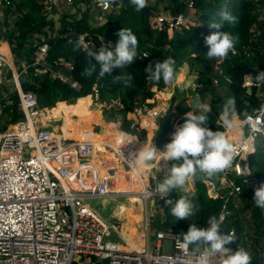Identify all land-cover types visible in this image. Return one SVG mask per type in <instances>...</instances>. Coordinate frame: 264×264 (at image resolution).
I'll return each instance as SVG.
<instances>
[{"label": "built area", "instance_id": "1", "mask_svg": "<svg viewBox=\"0 0 264 264\" xmlns=\"http://www.w3.org/2000/svg\"><path fill=\"white\" fill-rule=\"evenodd\" d=\"M17 1L0 0V49L6 44L10 55L9 58L0 50V87L4 85L10 93L16 91L18 108L24 116L22 122L9 125L5 131H0V264H88L89 259L91 264L103 261L106 264H199L198 256L181 246L180 232L151 228L153 220L148 213L150 202L154 200L151 207H155L166 203L171 197L170 192L163 199L158 194L155 195L157 172L151 164L146 169L147 183L143 184L137 194L146 209L141 248L132 247L123 237L120 228L115 224L111 226L83 203L84 199L112 198L121 194L116 192L118 166L123 168L122 171L135 169L137 164L131 153L143 144L152 145L154 135L143 141L137 135L122 130L120 124L122 137L116 146L103 144L113 155L112 160H108L99 155L90 140L77 142L62 136L55 138V128L48 130L44 123H49L55 117L43 123L38 122L37 114L47 111L39 108L35 93L23 91L21 88L7 37L21 15L17 12ZM245 1L254 3L258 21H264L260 9L264 0ZM180 2L187 10L194 6L193 0ZM225 2L226 0L224 4ZM43 4L44 12L56 20L65 11L79 15L80 18L79 10L90 8L96 13L97 21L103 23L108 13L112 14L117 10L113 0H44ZM8 10L11 12L7 14ZM184 22L183 15L171 17L160 9L152 24L153 28L167 25L170 30L178 31ZM55 27L57 30L61 28L58 20ZM68 31L65 36L72 33L71 28ZM251 32L256 39L260 33L257 24ZM54 35H58L57 32ZM35 38L42 40V43L34 51L32 63L26 65L24 70L32 69L36 74H47L52 80H59L79 89L77 82L65 73L71 74L73 63L62 58L50 63L48 54L51 46L43 35H36ZM78 42L84 51L92 49L93 44L86 35H79ZM145 54L147 53L143 54L144 57ZM252 82L253 78L246 76L244 87H251ZM214 85H218L217 80ZM199 89L195 85L193 92L196 93ZM220 89L222 90H217ZM94 90L95 96H98V91ZM218 96L223 94L220 92ZM152 110L145 104H137L131 129L136 126L142 129L141 121ZM2 116L0 104V126L3 124ZM257 121L262 124L258 131L254 128ZM238 125L241 133L237 139H231L225 129V135L236 148L232 166L219 173L218 183L213 180L205 181L208 197L224 201L217 219L220 225L230 214L228 204L232 201L237 207L244 191L254 190L260 185L258 176L250 169L249 155L256 151L255 143L260 138L264 139V102L259 109L244 113V120H239ZM11 127L16 128L14 132L10 131ZM99 129L96 128V133L100 134ZM170 141L171 136L168 139ZM251 145L252 150L248 151ZM169 169L168 164L166 172L161 175L165 176ZM102 170L104 174H101ZM249 173L252 174L248 176ZM142 175L140 174L141 178L146 177ZM192 224L198 228L208 227L207 222L190 220L189 227ZM153 233L155 241L152 243ZM228 234L234 235V232ZM115 237L120 238L121 242L113 240ZM80 256L88 258L85 261L78 260ZM211 264L217 263L211 261Z\"/></svg>", "mask_w": 264, "mask_h": 264}, {"label": "trees", "instance_id": "2", "mask_svg": "<svg viewBox=\"0 0 264 264\" xmlns=\"http://www.w3.org/2000/svg\"><path fill=\"white\" fill-rule=\"evenodd\" d=\"M43 1L18 0L17 12H20L21 15L7 35L16 69L19 73L21 88L23 91H32L36 94L40 109L47 108L51 113L59 104L72 105L79 98H83L82 101H88L90 96L94 94V89H96L99 102H117L119 110L116 114L121 117V129L137 135L143 141H147L151 137V133L148 137L146 130L140 127L136 126L131 129L134 118L133 113L137 104H145L149 109L156 107L153 87L159 92L171 90V88L166 90L168 84H165L162 80L158 85L154 84L145 72V68L150 62L154 65L155 62L168 57L175 59L178 72L184 65L189 67L190 74L195 76L194 84L198 88L209 89L206 94L200 97L201 100L205 99L208 93L214 92L218 88H224V95L218 96L212 102V107L218 112V114L212 111L209 113L207 127L212 131L218 130L225 134V128L217 123V119L224 101L229 97H235L236 101V111L232 116L233 120H244V113H251L255 109H259L264 102V84H257L255 81L257 72L264 71V21H258V14L255 11L256 7L253 2L230 0V3L224 6L225 0H193V8L187 10L180 0H157L155 5L150 6L148 4L143 10L137 12L130 0H113L119 7L112 14L108 13L105 16V22H98L95 18L96 13L90 8L79 10L80 18L79 15H71L70 11H65L57 19L61 27L60 30H57L55 27L57 20L49 17L44 12ZM164 2L166 6L163 9L161 8L164 14L171 17L184 16L185 22L179 28V31L170 30L167 25L161 28H153L152 19L160 11V6ZM223 10L234 15L237 22L230 24L221 21L220 13ZM10 12L8 10L7 14ZM213 22L222 23L219 31L230 32L233 36L238 37L234 48L230 50L226 58L209 59L206 56L208 48L204 43V38L217 31V29L210 27ZM255 24H257V29L260 31L256 39L253 38L254 34L251 32ZM68 28L72 29V33L65 36L69 32ZM122 28L131 29L137 36L139 43L135 62L125 65L123 69H115L113 75H105L103 78L96 75L90 78L82 76L81 73L87 67L89 60L91 64L96 65L97 73L100 65L94 58H89L87 51H84L82 47L79 50H74V46L78 42V36L86 35V38L93 44V48L90 49L92 51L98 52L102 45L114 51L119 39L117 32ZM48 32H51V34L49 35ZM55 32L58 35L55 36ZM169 32H172L171 36ZM36 35H43L51 46L48 54L50 63L61 58L73 63L70 76L73 81L77 82L79 89L59 80H52L47 74H36L32 69L24 70L26 65L32 63L33 53L38 45L42 43V40L35 38ZM144 53H147L148 56L144 57ZM7 56L10 55L7 54ZM215 64H217L218 73L215 72ZM128 73L133 76V86L131 88L125 89L122 84L114 82L115 75ZM246 76L253 78L252 85L249 88L244 87ZM215 80L218 81L217 86L214 85ZM1 87L0 104L3 110V125L6 129L9 125L22 122L24 116L18 108L19 99L16 91L10 93L4 85ZM4 93L8 95L5 96ZM169 94L165 93L164 96L167 98ZM194 94H190V96H194ZM165 104L166 102L162 97L160 107ZM190 111L195 110L189 108L186 101L179 104L180 118L177 125L184 123L185 114ZM99 115L102 117L101 112ZM112 115L113 113H107L105 115L106 120L110 121ZM147 119L148 115L141 121L143 128H145ZM67 121L65 120V122ZM67 131L69 130H65L66 135H68ZM108 136H118L121 139L122 134L120 131L115 130ZM71 139L75 140L74 138ZM159 157L160 154L157 155V159ZM173 163L180 164L182 159L172 161L171 166ZM249 166L252 172L258 176L260 185L264 184V145L258 144L256 151L249 155ZM118 173L119 171H117L116 176ZM125 177L133 186L139 184V179L132 171L121 173V178L124 179ZM163 178L164 176H160V181ZM207 180L218 183L219 174L208 178L202 173H197V176L191 179L193 188L190 190L189 200L194 205L195 215L189 219L198 223H206L208 218L212 216L218 219L224 204V201L220 198L214 200L208 197L205 185ZM130 190L128 186L122 192ZM180 190L181 188L171 190V197L177 196V192ZM254 190L244 191L240 196L237 207L232 201L228 204L230 214L221 224V231L226 234L231 231L234 232L235 241L226 245V247H230L233 252L238 250V247L244 248L252 256V264H264V209L257 208L252 201ZM129 200L133 202L132 199ZM136 201L141 203L138 200ZM171 207L169 204L166 207L167 221L165 224L163 222V226L157 225L158 229L170 230L168 229L169 222L172 221L173 223L174 221V217L170 215ZM190 220H180L173 224V227L176 228L173 231L187 232L189 228L187 222Z\"/></svg>", "mask_w": 264, "mask_h": 264}, {"label": "clouds", "instance_id": "3", "mask_svg": "<svg viewBox=\"0 0 264 264\" xmlns=\"http://www.w3.org/2000/svg\"><path fill=\"white\" fill-rule=\"evenodd\" d=\"M137 12L148 6L147 0H130ZM221 21L235 24L237 18L230 12L223 10L220 13ZM210 27L217 29L204 38V43L208 48L207 58H226L230 50L235 46L238 37L230 32L219 31L222 23L213 22ZM119 37L115 49L102 45L98 52L87 49L89 58H94L100 65L97 73L96 65L90 60L81 75L90 78L94 75L103 78L105 75H113L115 69H123L125 65H130L137 59L138 39L131 29L122 28L117 32ZM79 42L74 46V50H79ZM148 56L145 54V57ZM147 76L152 82L158 85L161 80L165 84L176 81L179 73L176 68V61L172 57L149 63L145 68ZM133 76L120 74L114 76V82L122 84L123 88H131ZM257 84H264V71H258L255 76ZM235 97H229L224 101L222 109L219 111L217 123L227 130H234L236 125L232 119L235 108ZM195 111L185 114L184 123L175 126L170 134L171 141L167 143L163 151H159L154 145H142L131 154L135 156V163L138 166L147 165L157 159V153H163L160 160L180 161L173 163L162 181H156L155 195L163 199L171 190L182 188L190 179L195 178L197 173H202L211 178L224 172L233 164L236 148L229 141L222 131H212L207 127L209 123L210 105L199 103L194 107ZM155 115V113H153ZM252 173H249L250 176ZM255 206L264 209V184L254 190L252 198ZM167 204L172 205L170 215L174 217L173 224L180 220H190L195 215L193 203L186 197L181 196L175 203L167 200ZM207 228H198L195 224L190 225L187 232L181 233V246L190 250L193 255L198 256L199 264H211L215 259L217 264H252L251 254L244 248L238 247L233 252L230 247H226L235 241L233 235L221 231V225L217 218H208Z\"/></svg>", "mask_w": 264, "mask_h": 264}, {"label": "rangeland", "instance_id": "4", "mask_svg": "<svg viewBox=\"0 0 264 264\" xmlns=\"http://www.w3.org/2000/svg\"><path fill=\"white\" fill-rule=\"evenodd\" d=\"M147 2L150 6H152V5H155L157 3V0H147ZM229 3H230V1L226 0L224 6H226ZM165 6H166V3L164 2L161 4L160 9L161 8L163 9ZM118 7H119V5H117V9H118ZM260 9H261V17L263 18L264 17V5L261 6ZM152 22H153V19H152ZM171 33L172 32H169L170 36L172 35ZM111 47H113V46L111 45ZM214 69H215L216 73L219 72L217 64H215ZM178 73H179V76L177 79V84L179 86L183 85L185 88V91L189 95L194 94L193 88L195 87V84H194L195 76L190 74L189 67L183 66L179 70ZM9 82H11V81H9ZM1 88L2 87H0V90H1ZM170 88H171L170 91L163 90L161 92L157 91V89L155 87L152 88V91L155 92V99H156V107L155 108L160 107V105H161L162 96L160 93H162L163 96L165 95V93H170V94L172 93V90H173L172 83L167 85L166 90H169ZM220 92L224 95V93H225L224 88H222V90L220 89V90H216L214 92L208 93L206 95V98L202 99L204 104L210 105V107H212V102L218 97V94ZM98 99H99L98 96H95V94H92L88 101H82L84 99L79 98V99H76L74 104H72V105L59 104L58 107L51 113L49 112V110H47V112H44V113L39 112L38 113V118H39L38 122L43 123L45 120L50 119L52 117H55V119H53L49 123L44 122L45 124H47L48 130H52L53 128H55V130H54L55 132H53V135L58 136V138L62 135L65 138H74L78 142L89 141V140L90 141H101V140H103L104 138H101V136H100L101 133L100 134L96 133L97 132L96 128H100L101 130H103L104 135H107V137H109V138L110 137H117V136H108V135L111 132H114L115 130L119 131L120 116L116 114L119 110V106H118L117 102L111 101L109 103H101L98 101ZM164 99L167 102L169 100L165 96H164ZM162 110L163 109L160 108L156 111L159 112ZM100 112L102 113V117H100V115H99ZM107 113H109V114L113 113L110 121H107L105 118L106 117L105 115ZM148 119H150V118L148 117ZM2 120H3V118H2ZM65 120H68V121L65 122ZM151 121L153 122V120H151ZM261 126H262V124L259 121L254 123V128L257 131L260 130L259 128ZM7 128H8V126H7ZM6 129H5V126L3 124H2V126H0V131H5ZM64 129L69 130V131H67L68 135L65 134ZM146 132H147V136L149 137V132L147 130H146ZM73 135L75 137H72ZM118 141H119V138H118ZM118 141L117 142L115 141L114 146H116ZM258 144L264 145V140L262 138H260V140L255 143L256 146H258ZM157 154H160V153H157ZM99 155L103 158L108 159V160H112V158H113V155L109 151H107L104 147L100 148ZM171 162L172 161H168V164L170 166H171ZM150 164L152 165L153 163L151 162L147 165H150ZM137 168H139V167L137 166ZM165 168H167V166H162L161 169H156V172H157L156 181H159L160 180L159 176L166 172ZM122 169L118 167V169H117V171H119L118 175L119 174L121 175V173H123V172H127V171H122ZM140 170L141 169H139L138 171H140ZM131 171L134 172V170H131ZM151 173L152 172H150V174ZM161 176H163V175H161ZM144 178L147 179L146 177H144ZM121 179L122 178L120 176V181L122 182ZM120 181L117 182V184H116L117 187H118V184H121ZM138 181H139V184L137 186H133L129 182V180L125 179L122 186H119L118 188H120V187L124 188L128 185L131 190L125 191V193L130 192L132 197H137V196H135V194H138V192L140 191V187H141V180L139 179ZM192 188H193V183L191 180H189L181 188V190L179 192H177L178 195L175 197H170V200H172L173 203H175L181 196L189 199L190 198L189 194L191 192L190 190H192ZM116 191H118L119 193L122 192L120 189H117V188H116ZM122 193L117 195V196H114L112 198L84 199L83 203L88 205L91 209H93L96 213H98L102 218L107 220L111 226H113L114 224L118 225V223L122 222L121 225H122V230L124 233L128 232V230H130V228H131L129 225L130 224V218L127 215H129L131 213L133 215V218H134V215H136V213L140 214L142 219L136 225V228H137L138 232L143 234V232L145 231L143 229V222L146 219L145 204L139 200L138 201L141 202V204L138 203L136 200H132L134 203L130 202V200L129 201L127 200L128 195H125ZM109 201H111V202H109ZM122 205L127 207L128 209L124 210V208H122ZM119 206H121V207H119ZM167 206H168L167 203H161L160 205L158 204V206H155V207L150 206L149 207L148 213H149L150 219L153 220V223H151V228L153 230L158 229L157 225L161 226L163 224V222H164V224L166 223L167 216L165 214V209ZM118 207L121 209V215L118 214V209H117ZM188 223H189V221L187 222V224ZM118 227L120 228V225H118ZM168 229H170V230L176 229L173 227L172 221L169 222ZM134 238L137 239L139 237H137V234H136V235H134ZM113 240H115L117 242H121L120 238H117V237H115ZM138 241H139V243L137 244L136 248L139 249L142 246L143 237L138 239ZM154 241H155V234L153 233L151 235V242L153 243ZM130 242L127 241V243H130ZM87 258L88 257H86V256H80V257H78V260L85 261ZM76 259H77V257H76ZM88 264H91L90 259L88 261ZM99 264H106V262H104V261L99 262Z\"/></svg>", "mask_w": 264, "mask_h": 264}, {"label": "water", "instance_id": "5", "mask_svg": "<svg viewBox=\"0 0 264 264\" xmlns=\"http://www.w3.org/2000/svg\"><path fill=\"white\" fill-rule=\"evenodd\" d=\"M65 73L66 75H70L68 72ZM177 79L174 83H172L173 90L166 106L157 116L156 129L153 132L154 137L152 144L154 143L159 151L164 150V147L170 138V134L174 131L175 126H178L177 122L180 118V113L178 112L179 104L182 101H186L188 107L195 110L194 107H196L199 103L204 104L200 97L206 94L209 90L208 88H200L194 96H190L185 91L183 85L179 86L177 84ZM211 111L218 114L214 107H211ZM150 205H154V200L150 202Z\"/></svg>", "mask_w": 264, "mask_h": 264}, {"label": "bare ground", "instance_id": "6", "mask_svg": "<svg viewBox=\"0 0 264 264\" xmlns=\"http://www.w3.org/2000/svg\"><path fill=\"white\" fill-rule=\"evenodd\" d=\"M0 50H1L3 53H5L6 55L9 54V53H8V49H7V45H6V44H4V45L1 47ZM166 94H168V93H166ZM170 96H171V94L168 95L167 99H169ZM161 109H163V108H161ZM152 112L155 113V115H153ZM160 112H161V111L157 112L156 109H154V110H152V111L148 114V117L150 118V120H153V122H152V121H151V122H148V125L152 126V127L150 128V129H151V133H152V130L154 129V126H155V120H156V118H157V116H158V114H159ZM37 115H38V114H37ZM38 121H39V118H38ZM15 129H16L15 127H11V128H10V131H11V132H14ZM235 129H236V130H235V133H233V135L236 137V136L238 135L239 131H241V130H240V128H239V125H237ZM100 131H101V135H100V136H101V138H104V139L101 140V141H92V143L95 145V149L99 152V151H100V148L103 147V144H109V145H111V146L114 147V144H115V141H116L115 137H110V138H108L107 136L104 135L103 130L100 129ZM54 136H55V138H58V136H56V135H54ZM62 136H63V135H62ZM59 138H60V137H59ZM63 138H65V137L63 136ZM75 141H76V140H75ZM77 142H78V141H77ZM82 142H85V141H82ZM247 150H248V151H251V150H252V145H251L250 147H248ZM160 154H163V153H160ZM93 162L95 163V161H93ZM53 166H57V165L53 164ZM118 167L121 168L120 166H118ZM141 167H142L143 169H146L145 165H144V166H141ZM133 170H134V172H135V176L141 180V187H140V191H141V189H142V187H143V184H145V183H143V180H142L141 177H140V174H142V172H141V170H140V171H137V170H136V167H135V169H133ZM143 173H144V172H143ZM101 174H104V171H103V170L101 171ZM123 189H124L123 187H120V190H121V191H122ZM140 191H139V192H140ZM139 192H138V193H139ZM135 196H137V194H135ZM137 197H138V196H137ZM138 198H139V197H138ZM139 201H140V200H139ZM109 202H111V201H109ZM117 209H118V214L121 215L120 208L118 207ZM114 215H115V214H114ZM127 216L132 217V214L130 213V214L127 215ZM140 217H141V215L136 213V219L132 222V224H131L132 226H131L130 230H129L128 232L124 233L125 236L123 235V237L125 238V240H127V241H129V242L131 241L130 244H131L132 247H136L137 244L139 243V241H138L139 238L135 239V238H134V235L140 233V232H138V231L135 229L136 225L140 222ZM116 226L118 227V225H116ZM118 228H119V227H118ZM129 233H130V234H129ZM137 237H138V236H137ZM132 247H131V248H132ZM212 261L215 262V263H217L214 259H213Z\"/></svg>", "mask_w": 264, "mask_h": 264}, {"label": "crops", "instance_id": "7", "mask_svg": "<svg viewBox=\"0 0 264 264\" xmlns=\"http://www.w3.org/2000/svg\"><path fill=\"white\" fill-rule=\"evenodd\" d=\"M71 14V13H70ZM72 15V14H71ZM92 48H93V45H92ZM184 66H187V65H184ZM188 67V66H187ZM161 94V96L163 97V99H164V96H163V94L162 93H160ZM164 101L167 103V101L164 99ZM166 106V104L164 105V106H161V107H157V108H155L156 110H158V109H160V108H164ZM47 110H49V109H47L46 108V111ZM120 120H121V117H120ZM234 121V124L236 123V124H239V120H237V119H234L233 120ZM148 122H151V120L150 119H147L146 121H145V128H143L142 127V129H144V130H147L149 133H151V127L152 126H150V125H148ZM235 124V125H236ZM142 126V125H141ZM236 128V127H235ZM240 128V127H239ZM156 128H155V126H154V129L152 130V133H151V135H153V132H154V130H155ZM235 130L236 129H234V130H228V136L231 138V139H237V138H239L240 137V133H241V131H239V133H238V135L235 137L234 135H233V133H235ZM240 130H241V128H240ZM118 136L117 137H115V139H116V142L118 141ZM120 140V139H119ZM167 143H169V142H167ZM253 150H254V148H253ZM158 155V154H157ZM163 154H161L160 155V157L162 156ZM160 157L154 162H152L153 164H152V167L153 168H155V169H161V167L162 166H167L168 165V161L166 162L165 160H163V159H161L160 160ZM162 161V162H161ZM138 166V165H137ZM137 166H136V169H137V171L139 170V169H141V172H142V174L144 175V176H146V178H147V172H146V169H147V166L148 165H145V167H146V169H143L141 166H138L139 168H137ZM144 172V173H143ZM134 174H135V172H133ZM142 175V176H143ZM156 175H157V173H156ZM120 174L118 175V176H116V184H117V182L118 181H120ZM141 177V176H140ZM159 178H160V176H159ZM128 180V178L127 177H125L124 179H121L122 180V182L120 181V183L121 184H118V187L119 186H122V184H123V182H124V180ZM142 180H143V183H147V179H143V178H141ZM117 186H116V188L117 189H120V188H118ZM128 187V185L126 186V187H124V189H126ZM116 192H118V191H116ZM119 193V192H118ZM122 193V192H121ZM122 194H125V195H128V201H129V199H135V200H140L138 197H132V195H131V193L130 192H128V193H125L124 191H123V193ZM141 204V203H140ZM119 207H121V206H119ZM122 208H124V210H127L128 208L127 207H125V206H123L122 205ZM120 211H121V209H120ZM130 218V227L132 226L131 224H132V222L136 219V215H134V218H133V215H132V217H129ZM141 217H140V221H141ZM122 223V222H121ZM121 223H118V225H120V229L122 230V225H121ZM135 229L137 230V228L135 227ZM129 231V230H128ZM138 231V230H137ZM122 235H124L125 236V234H124V232H123V230H122ZM137 236L139 237V239L141 238V237H143L142 236V234L141 233H139V234H137Z\"/></svg>", "mask_w": 264, "mask_h": 264}]
</instances>
